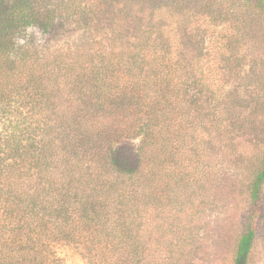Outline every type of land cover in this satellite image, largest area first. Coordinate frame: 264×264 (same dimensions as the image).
Listing matches in <instances>:
<instances>
[{
	"label": "trees",
	"instance_id": "16d2710c",
	"mask_svg": "<svg viewBox=\"0 0 264 264\" xmlns=\"http://www.w3.org/2000/svg\"><path fill=\"white\" fill-rule=\"evenodd\" d=\"M263 232L264 0H0V264H251Z\"/></svg>",
	"mask_w": 264,
	"mask_h": 264
},
{
	"label": "rangeland",
	"instance_id": "374dc122",
	"mask_svg": "<svg viewBox=\"0 0 264 264\" xmlns=\"http://www.w3.org/2000/svg\"><path fill=\"white\" fill-rule=\"evenodd\" d=\"M98 38L104 33L105 27ZM82 32L74 25L65 23L59 19L53 28L48 31L41 30L37 27L26 30L23 34V43H33L40 48H66L73 42L77 41ZM137 146L138 142H132ZM264 233V232H263ZM57 264H87L79 249L73 246H60L56 249ZM251 264H264V234L260 237L256 247L253 262Z\"/></svg>",
	"mask_w": 264,
	"mask_h": 264
}]
</instances>
